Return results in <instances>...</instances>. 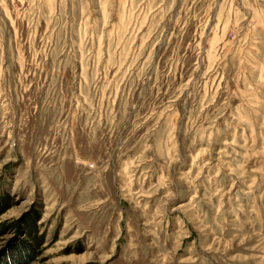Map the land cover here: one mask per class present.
<instances>
[{
    "label": "rangeland",
    "instance_id": "374dc122",
    "mask_svg": "<svg viewBox=\"0 0 264 264\" xmlns=\"http://www.w3.org/2000/svg\"><path fill=\"white\" fill-rule=\"evenodd\" d=\"M2 196L8 264H264V0H0Z\"/></svg>",
    "mask_w": 264,
    "mask_h": 264
},
{
    "label": "trees",
    "instance_id": "16d2710c",
    "mask_svg": "<svg viewBox=\"0 0 264 264\" xmlns=\"http://www.w3.org/2000/svg\"><path fill=\"white\" fill-rule=\"evenodd\" d=\"M7 196H2V198H0V214H1V210H3L2 209V207L5 205V204H7ZM6 226L5 225H0V232L1 231H3V230H6ZM14 229L16 230V231H19L18 229H20V226H15L14 227ZM1 260V259H0ZM21 261V259L19 258L18 260H17V262H16V264H18L19 262ZM0 264H8V261H6V260H2V261H0ZM10 264H12V263H10ZM14 264V263H13Z\"/></svg>",
    "mask_w": 264,
    "mask_h": 264
}]
</instances>
